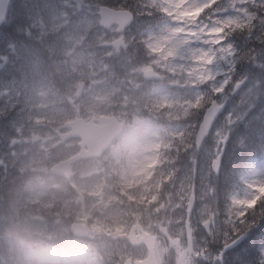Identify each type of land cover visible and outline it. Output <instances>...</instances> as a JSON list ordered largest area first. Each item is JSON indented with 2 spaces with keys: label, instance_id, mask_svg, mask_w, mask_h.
<instances>
[{
  "label": "rangeland",
  "instance_id": "374dc122",
  "mask_svg": "<svg viewBox=\"0 0 264 264\" xmlns=\"http://www.w3.org/2000/svg\"><path fill=\"white\" fill-rule=\"evenodd\" d=\"M260 2L223 0L203 15V9L210 7L213 0H176L166 5L175 16L157 17L151 29L155 35L149 38L151 51L134 61L136 71L128 76L106 72L110 62L101 65L97 50L80 33H67L50 46V67L41 70L19 65L17 56H25L21 47L23 37L6 41L16 45V55L7 49L12 60H0V112H10L9 122L4 124L5 128L0 127V264H96L84 259L89 245L71 240L74 235L69 228L74 221L89 227L90 238L106 235V229L111 227L113 234L101 241L104 254L108 244L127 254L123 225L132 212H139L142 207L152 210L161 198L165 203L163 211L157 208L151 217L157 225L163 224L164 238L170 240L167 247L169 251L174 248L173 263L195 264L196 250L203 254L199 223L206 224L211 219L218 202L222 212L240 208L247 211L264 200V148L260 146L251 159L245 160L243 156L245 162L236 172V186L226 195L214 191L215 176L207 178L208 161L214 155V137L210 135L209 144L200 152L190 148L204 100L200 86L230 71L227 58L232 55L231 49L216 47L224 30L219 20L232 19L249 25L247 29L233 25L232 38L237 47L243 48L257 11L254 3ZM224 4L229 8L241 7L236 12H224ZM62 26V22L50 19L40 31L47 36ZM255 27L259 32L258 23ZM155 58L159 65H165L166 84L171 85L168 92L161 88L159 80L151 85L145 81L143 73L149 69V62L155 63ZM14 60L9 75L6 68ZM107 112L128 116L129 128L121 137L123 141L117 142L116 146L121 147L115 148L114 153L116 157L124 155L125 163L118 164L115 157L98 168L81 167L73 184L75 189H67L51 176L48 167L75 149L74 144L58 143L59 128L76 117L95 121ZM151 122L160 127L161 149L154 144ZM240 142L245 144L244 138ZM152 146L159 151L167 147L168 151L160 161H165V165L159 164L151 177L156 156L162 152L155 151L156 156L153 155ZM149 177L150 182L143 185L141 181ZM158 185L165 189L156 197ZM131 188L145 198L132 209L124 206V197ZM151 192L153 203L147 200ZM190 196L195 197V202L188 213ZM254 202L257 204L252 206ZM257 214V210L251 213L249 220ZM241 216L243 212L235 219ZM263 227L254 230L258 242L253 256L264 247ZM45 241L52 247H40ZM169 255L173 256L171 252Z\"/></svg>",
  "mask_w": 264,
  "mask_h": 264
},
{
  "label": "snow or ice",
  "instance_id": "6c2138e0",
  "mask_svg": "<svg viewBox=\"0 0 264 264\" xmlns=\"http://www.w3.org/2000/svg\"><path fill=\"white\" fill-rule=\"evenodd\" d=\"M176 0H0V44L16 55V45L5 42L15 37H23L21 47L25 56H17L24 61L21 65L34 66L36 70L50 67L51 55L49 47L54 45L67 33H80L85 41L97 50L101 65L105 62L106 72L113 75L123 73L128 76L136 71L134 61L146 56L150 51L149 38L155 33L151 31L158 16H175L166 5ZM223 0H213L204 12L216 9ZM179 7V4H176ZM241 7L229 8L224 4L223 11L236 12ZM245 11H247V7ZM257 11L251 21V30L246 33V44L237 47L236 29H247V23L220 19L223 27L220 44L217 48L228 47L232 51L229 69L201 85L204 96L203 106L198 110L197 126L208 121L207 134L200 145L194 143V148L202 146L208 136L214 137L212 142L214 155L208 161L207 178L215 176L232 165L238 156L237 147L241 150L245 144L240 138H245L248 144L259 142L264 148V0L254 3ZM215 18V14L213 16ZM62 22L63 26L56 33L42 35L41 26L46 27L48 20ZM259 24L260 31L255 27ZM26 75V74H25ZM18 103V97H17ZM15 105H13V110ZM10 112L5 109L0 112V126L9 122ZM255 122L256 126H254ZM231 147V151H230ZM222 149V150H221ZM217 211L205 225L199 223L203 232L201 249L203 254L197 256L195 264H264V247L252 255L250 242L254 230L264 226V200L245 211ZM261 208L259 219L249 220V215ZM239 212L243 216L235 219ZM264 239V233L261 234ZM254 243V242H252Z\"/></svg>",
  "mask_w": 264,
  "mask_h": 264
},
{
  "label": "flooded vegetation",
  "instance_id": "af4514ba",
  "mask_svg": "<svg viewBox=\"0 0 264 264\" xmlns=\"http://www.w3.org/2000/svg\"><path fill=\"white\" fill-rule=\"evenodd\" d=\"M127 233L132 234L130 247L134 254V256L129 254V258L134 259V261L145 260L147 257L146 245H148L153 251L157 264H164L162 260L164 233L159 225L147 228V224L141 221L139 224H130L126 230Z\"/></svg>",
  "mask_w": 264,
  "mask_h": 264
},
{
  "label": "water",
  "instance_id": "95a60500",
  "mask_svg": "<svg viewBox=\"0 0 264 264\" xmlns=\"http://www.w3.org/2000/svg\"><path fill=\"white\" fill-rule=\"evenodd\" d=\"M101 121V120H100ZM208 121H205L200 127H199V131H198V141H197V145H199V143L201 142V140L203 139V137L207 134V130H208ZM83 127H85V125H83L82 123H80ZM75 125V124H73ZM70 125V126H73ZM87 127L89 129H87L84 134L81 135V133H77L78 137H80L84 144L87 145L89 147V149H93V147L97 146V145H102V142H98V138H100L101 135H105V130L102 129V131H97L95 128L91 129L89 125H87ZM85 130V128H84ZM75 135V134H74ZM70 164L69 162L66 163H62L60 165H58L57 167H55L52 171H62L64 169V166L67 167ZM192 203V199L190 200V205ZM72 229L75 230L77 233H81V231L83 230V228L81 226H76L73 225Z\"/></svg>",
  "mask_w": 264,
  "mask_h": 264
},
{
  "label": "trees",
  "instance_id": "16d2710c",
  "mask_svg": "<svg viewBox=\"0 0 264 264\" xmlns=\"http://www.w3.org/2000/svg\"><path fill=\"white\" fill-rule=\"evenodd\" d=\"M5 53V50H4V44H0V54H3ZM254 126H256L255 122H253ZM2 128H5L4 125L3 126H0ZM245 140V146L246 148L244 149V152L247 154L249 151L250 152H254L255 148H256V143L254 144H251L249 145L248 144V141L244 138ZM259 143V142H258ZM242 157V155H241ZM236 158L235 160L236 161H233L234 162V165H238L240 163V161L242 160V158ZM234 165L232 166L231 165V168L230 166L224 171V175H226V179L225 181H223L221 183V186H220V191L223 192V193H226L228 190H229V186L232 184L233 180H234V175H235V169H234Z\"/></svg>",
  "mask_w": 264,
  "mask_h": 264
},
{
  "label": "bare ground",
  "instance_id": "6f19581e",
  "mask_svg": "<svg viewBox=\"0 0 264 264\" xmlns=\"http://www.w3.org/2000/svg\"><path fill=\"white\" fill-rule=\"evenodd\" d=\"M0 56H2V54H0Z\"/></svg>",
  "mask_w": 264,
  "mask_h": 264
}]
</instances>
